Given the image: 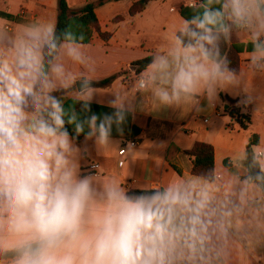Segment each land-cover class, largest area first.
I'll return each instance as SVG.
<instances>
[{
  "label": "clouds",
  "instance_id": "obj_1",
  "mask_svg": "<svg viewBox=\"0 0 264 264\" xmlns=\"http://www.w3.org/2000/svg\"><path fill=\"white\" fill-rule=\"evenodd\" d=\"M186 6L191 17H182L167 47L151 55L133 98L116 94L109 102L115 111L102 117L87 115V78L77 98L83 117L54 95L66 96L74 83L66 60L88 66L83 33L44 18L0 22V264H225L232 235L264 229L253 224L264 203L250 194L253 180L264 183L262 173L239 192L195 175L130 190L114 178L98 182L86 166L87 141L94 139L98 152L117 143L113 125L123 136L129 113L187 110L201 96L211 106L237 86L222 50L233 33L247 35L250 67L264 72V0ZM246 208L255 212L252 220Z\"/></svg>",
  "mask_w": 264,
  "mask_h": 264
},
{
  "label": "crops",
  "instance_id": "obj_2",
  "mask_svg": "<svg viewBox=\"0 0 264 264\" xmlns=\"http://www.w3.org/2000/svg\"><path fill=\"white\" fill-rule=\"evenodd\" d=\"M139 0H123L111 2L96 10L101 32L108 35L104 40L95 32L89 44L82 49L89 57L88 66L66 60V67L75 77L74 83L67 90L66 99H74L82 95L76 83L87 78L94 86L90 92V104L115 111L110 101L118 93H127L133 98L135 74L142 70L136 63L150 58L157 51L167 47L173 31L182 22V10L191 11L186 5L189 0H152L145 10L135 16L131 8ZM39 7V8H38ZM83 6L73 9H80ZM25 10L27 14L21 16ZM0 22L8 21V16L23 20L44 18L57 24L58 0H19L11 4V0H0ZM252 45L244 33H233L228 50V59L234 66L239 84L219 93V100L209 105L206 97L199 98V105L187 110L165 109L157 111H141L137 109L132 115L131 125L128 121L122 125L123 136L116 132L113 125V143L97 151L94 139L87 141L90 155L86 166L96 176L98 182L106 179L120 180L130 190L162 187L171 181L196 175L193 171L192 158L187 154L197 143H206L214 149L213 179L222 187H229L239 192L243 181L254 177L250 170L251 155L264 172V72L250 67L248 53ZM131 67H133L131 69ZM137 67V68H135ZM115 77L110 83L102 82ZM136 96L139 93H135ZM233 109L241 114L249 115L252 123L244 129L231 116ZM138 142L136 146L128 145L124 155L120 151L127 142ZM78 144L85 143V136ZM122 163V165H121ZM254 167V166H253ZM221 178H217V176ZM203 177V176H200ZM256 186L250 194L264 203V192ZM258 189V190H257ZM253 209L258 204H251ZM247 213L252 220L255 212ZM264 225V211H260L253 224ZM225 264H264V229H245L240 235H232L228 242Z\"/></svg>",
  "mask_w": 264,
  "mask_h": 264
},
{
  "label": "trees",
  "instance_id": "obj_3",
  "mask_svg": "<svg viewBox=\"0 0 264 264\" xmlns=\"http://www.w3.org/2000/svg\"><path fill=\"white\" fill-rule=\"evenodd\" d=\"M123 0H97L96 2H89L85 6H83L80 9H73L68 0H58V22L57 26L59 29H64L66 27L71 26L72 30L77 32V33H83L84 35V40L82 41L83 44H89L93 40V36L95 32H98L100 36L104 39H108V35L104 34L101 32L100 25H99V20L96 14V10L104 6L108 3L111 2H119ZM152 0H139L136 2L133 7L131 8V15L135 16L141 12H143L148 5V3ZM3 16L4 14H1ZM182 15L185 18H190L192 15V10L187 11V9L182 10ZM8 19L15 21L16 23H21L25 22L27 20H23L19 17H13V16H8ZM226 52L229 50V46H224L222 49ZM150 58L144 59L142 61H139L136 63L140 67V69H143L145 65H147L150 61ZM230 69H234V66L232 64H229ZM115 77L109 78L105 81H103V84H108L110 83ZM54 95H57L60 97L62 93L57 92L54 93ZM63 102H64V107L66 109H69L70 107H74L78 115L83 117L85 114L81 112V102L78 100L74 99H66L64 97ZM91 111L87 113V115L91 114H97L101 115L102 114H109L111 115L114 111L109 110L107 108L90 104ZM231 116L235 118L244 129L249 128V126L252 123L251 117L249 115H244L240 113V110L238 109H233L231 111ZM127 121H128V126L131 125L132 122V115L128 114L127 115ZM68 130L72 135H75L74 129L72 125H68ZM88 129L87 127L85 128V132H87ZM115 133L112 132V136ZM84 134H81L78 138L77 141L81 140L83 138ZM250 159H249V166L250 170H252L253 166H259L257 161L253 159V156L251 155V145H250ZM187 154L192 158L194 168L193 171L196 175L206 177L208 179H213V172H214V149L211 145H208L206 143H197L195 147L188 151ZM264 174V172H261ZM257 184L260 186L262 191L264 192V183H261L259 181H256Z\"/></svg>",
  "mask_w": 264,
  "mask_h": 264
},
{
  "label": "built area",
  "instance_id": "obj_4",
  "mask_svg": "<svg viewBox=\"0 0 264 264\" xmlns=\"http://www.w3.org/2000/svg\"><path fill=\"white\" fill-rule=\"evenodd\" d=\"M26 14H27V12L25 10H22L21 13H20L21 16H25ZM132 68L133 67H131V69ZM135 68H137V67H135ZM133 73L135 74V79H137V77H138V75L136 74L137 73V70H133ZM137 144H138V142H135V141L127 142L126 145H124V148L120 151V155H124L125 154L126 147L128 145H130V146H136ZM258 155H259V157H262V156H264V152H259ZM121 165H122V163H121ZM217 178L220 179L221 176L218 175Z\"/></svg>",
  "mask_w": 264,
  "mask_h": 264
},
{
  "label": "rangeland",
  "instance_id": "obj_5",
  "mask_svg": "<svg viewBox=\"0 0 264 264\" xmlns=\"http://www.w3.org/2000/svg\"><path fill=\"white\" fill-rule=\"evenodd\" d=\"M19 0H11V4H16ZM33 4H35L36 0H30ZM97 0H68L69 4L73 8H78L80 6H85L89 2H96ZM39 8V7H38Z\"/></svg>",
  "mask_w": 264,
  "mask_h": 264
},
{
  "label": "water",
  "instance_id": "obj_6",
  "mask_svg": "<svg viewBox=\"0 0 264 264\" xmlns=\"http://www.w3.org/2000/svg\"><path fill=\"white\" fill-rule=\"evenodd\" d=\"M76 86H77V89L80 91V81H78L76 83ZM92 86H94V83L91 82V87ZM252 171H253L254 177H255L256 173H258V172L261 173V170H260V168L258 166H254Z\"/></svg>",
  "mask_w": 264,
  "mask_h": 264
}]
</instances>
